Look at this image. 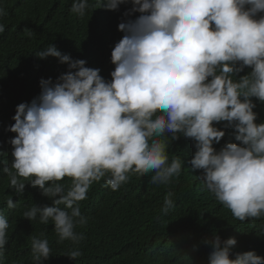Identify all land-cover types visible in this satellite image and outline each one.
<instances>
[{
    "label": "clouds",
    "instance_id": "clouds-1",
    "mask_svg": "<svg viewBox=\"0 0 264 264\" xmlns=\"http://www.w3.org/2000/svg\"><path fill=\"white\" fill-rule=\"evenodd\" d=\"M127 3L73 0L70 12L83 18L89 10L119 11ZM130 3L123 16H139L118 24L124 35L111 52V79L49 46L39 57H55L67 70L55 80L41 78L39 95L16 106L7 129L16 134L9 140L12 162L3 169L8 188L22 196L27 184L52 201L32 205L23 217L51 222L57 243L74 245L67 253L74 260L83 255L78 245L85 239L75 229L88 222L80 202L93 184L103 181L116 192L131 175L154 173L151 184L170 185L184 168L181 158L169 161L171 142L181 136L194 141L189 163L202 170L201 191L241 222L264 217V122H256L252 99L264 103V0ZM7 14L0 7V17ZM245 68L251 71L239 75ZM221 123L239 143L217 151L214 145L226 134L216 126ZM173 196L165 195L162 216L175 208ZM6 205L15 209L17 203L9 196ZM9 227L0 213V264ZM205 243L212 247L208 264H264L254 250L230 258L235 238L216 235ZM50 256L45 234L33 236V264Z\"/></svg>",
    "mask_w": 264,
    "mask_h": 264
},
{
    "label": "trees",
    "instance_id": "trees-1",
    "mask_svg": "<svg viewBox=\"0 0 264 264\" xmlns=\"http://www.w3.org/2000/svg\"><path fill=\"white\" fill-rule=\"evenodd\" d=\"M102 0H89L97 4ZM106 2V0H105ZM73 0H0L7 15L0 17L5 32L0 34V213L9 220V240L5 245L3 264H33L31 238L41 232L49 241L51 256L43 264H208L210 243L216 235L221 240L235 238L232 255L254 250L264 257V217L244 222L234 218L229 209L219 204L207 191H201L198 177L202 170H193L189 163L194 141L181 136L172 141L169 161L181 158L182 173L170 185L151 184V176L131 175L127 184L112 192L103 181L93 184L88 199L81 203V213L87 224L77 226L85 239L78 245L83 255L72 259L67 253L74 247L70 241L57 243L54 225H42L23 217L34 204L52 205L38 188L26 184L22 196L8 188L4 167L11 164L12 146L9 140L16 134L7 129L15 123L12 117L21 102H31L41 89V78L55 80L67 70L57 58L41 59L38 53L54 46L73 59L86 60V66L101 69L110 80L114 70L111 52L124 33L118 24L135 19L139 13L124 17L131 3L121 4L119 11L96 8L83 18L70 12ZM245 68L239 75L247 74ZM258 114L257 123L264 122V103L252 98ZM221 130L223 123L216 125ZM221 142L235 141L229 128ZM66 184L70 183L65 178ZM168 191L174 193L175 208L162 216L160 209ZM11 196L15 209H8ZM63 208L64 206L61 205Z\"/></svg>",
    "mask_w": 264,
    "mask_h": 264
}]
</instances>
